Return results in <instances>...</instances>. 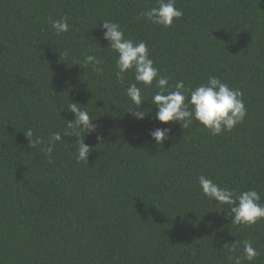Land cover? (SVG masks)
Segmentation results:
<instances>
[{
    "label": "trees",
    "instance_id": "obj_1",
    "mask_svg": "<svg viewBox=\"0 0 264 264\" xmlns=\"http://www.w3.org/2000/svg\"><path fill=\"white\" fill-rule=\"evenodd\" d=\"M155 5L0 0V264H233L242 244L229 248L246 239L259 253L251 264H264V219L233 224L230 207L198 182L255 189L264 204V0H176L183 16L168 28L140 15ZM62 18L69 31L56 35L50 20ZM103 20L144 41L170 87L211 75L240 89L243 122L218 136L195 120L162 124L150 101L157 89L142 84L148 115L135 119L126 95L134 75L117 80ZM87 55L101 59L102 73L84 67ZM71 103L97 125L80 132L88 162L77 163V137L64 135ZM156 127L170 128L161 145L149 136ZM55 132L62 140L49 156L42 149Z\"/></svg>",
    "mask_w": 264,
    "mask_h": 264
},
{
    "label": "clouds",
    "instance_id": "obj_2",
    "mask_svg": "<svg viewBox=\"0 0 264 264\" xmlns=\"http://www.w3.org/2000/svg\"><path fill=\"white\" fill-rule=\"evenodd\" d=\"M176 0H156V5L146 9L140 15L147 21L165 28L171 27L174 20L183 16V11L175 6ZM52 29L56 35L69 31L67 18L60 20H50ZM103 39L108 41L110 49L117 53L115 75L119 82L123 83L126 73L134 75V83L126 89V95L135 105L129 110L130 114L137 120H143L148 115L147 112L139 110L142 101L145 99L141 95L138 85L145 88L155 87L157 91L151 97V103L156 107L155 120L167 124L168 122H179L183 129L189 127L193 120L197 121L206 129L211 136H218L224 132H230L237 124L242 123L247 109L243 102V93L238 88H231L226 82H222L216 76H209L207 82L189 88L184 81H178L175 85L169 86V79L159 74V69L154 66V61L150 58L149 50L144 41H134L125 38V34L118 22L103 20L101 24ZM77 64H80L79 62ZM101 59L94 55H87L83 61L84 67L92 66V70L102 73ZM155 81V85L153 82ZM174 89V90H173ZM68 110L74 114V121L68 120V129L64 135L77 137L78 155L77 163L88 162L90 147L85 143V136L80 138V132L86 134L94 131L97 127L92 123V118L87 110L81 109L78 103L67 105ZM170 128L156 127L149 131V136L161 145L169 137ZM25 135H33L29 129ZM99 139V137H98ZM60 132L52 133L49 146L42 149L47 154L52 153L53 144L61 141ZM30 145L42 143L41 140L30 141ZM51 163V159H49ZM200 191L210 201L215 200L220 205H228L232 213V223L235 225L251 226L259 220L264 219V204L261 201L260 193L255 189H249L236 193L234 190L222 188L211 178L205 175L198 177ZM242 244V255L229 256L228 259L233 264H244L251 262L259 254L253 247L250 240L242 242L236 241L229 248L230 253L237 250V244Z\"/></svg>",
    "mask_w": 264,
    "mask_h": 264
}]
</instances>
